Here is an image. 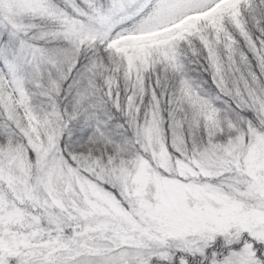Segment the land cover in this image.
Instances as JSON below:
<instances>
[{"label": "snow or ice", "instance_id": "6c2138e0", "mask_svg": "<svg viewBox=\"0 0 264 264\" xmlns=\"http://www.w3.org/2000/svg\"><path fill=\"white\" fill-rule=\"evenodd\" d=\"M0 264H264V0H0Z\"/></svg>", "mask_w": 264, "mask_h": 264}]
</instances>
